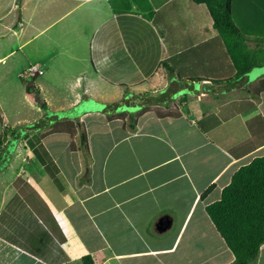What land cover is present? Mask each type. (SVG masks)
<instances>
[{"label":"crops","instance_id":"1","mask_svg":"<svg viewBox=\"0 0 264 264\" xmlns=\"http://www.w3.org/2000/svg\"><path fill=\"white\" fill-rule=\"evenodd\" d=\"M9 36L21 71L40 67L34 85L46 108L25 88L23 109L3 102L0 72V137L10 120L73 121L85 129L89 155L71 150L66 134L40 137L49 128L18 132L21 151L12 154L15 137H7L0 264H83L84 256L92 264H233L205 207L264 156V91H251L264 66L227 81L236 70L206 6L0 0V40ZM55 65L63 83L43 77ZM156 108L182 115L158 117ZM28 113L36 118L23 119ZM251 264H264V244Z\"/></svg>","mask_w":264,"mask_h":264},{"label":"trees","instance_id":"2","mask_svg":"<svg viewBox=\"0 0 264 264\" xmlns=\"http://www.w3.org/2000/svg\"><path fill=\"white\" fill-rule=\"evenodd\" d=\"M197 4L206 6L212 19L213 27L224 41L228 54L234 64L236 76L233 81L240 79L249 69L264 66V38L251 37L244 34L236 24L232 12V0H194ZM249 42H255L250 47ZM167 73H173L172 68L165 61L159 64ZM21 75V74H20ZM30 79L34 78H23ZM36 78V77H35ZM27 96L39 98V89L34 83H24ZM253 93L264 91V82L251 87ZM140 96H145L140 95ZM147 99V98H146ZM144 99V101L146 100ZM156 104V103H153ZM45 110L43 102L41 106ZM180 116L176 108L169 113L156 115ZM133 122V117L129 118ZM47 117L33 123L26 131H36L44 128L49 130L40 137L51 134H66L70 137V149L83 151L84 157L89 155L86 132L83 125L73 121H57L50 127L46 124ZM131 125V123H130ZM79 136V145L74 138ZM0 137V156L3 153V143L7 134ZM17 140V137H15ZM2 159L0 158V164ZM205 213L210 219L217 233L233 255V264H251L258 256L260 247L264 244V156L253 159L249 164L239 168L232 176L230 183L221 191L218 201L207 205ZM83 264H92L89 257L82 258Z\"/></svg>","mask_w":264,"mask_h":264},{"label":"rangeland","instance_id":"3","mask_svg":"<svg viewBox=\"0 0 264 264\" xmlns=\"http://www.w3.org/2000/svg\"><path fill=\"white\" fill-rule=\"evenodd\" d=\"M233 16L235 18L236 24L242 28V31L244 34H251L253 37L258 38H264V0H233ZM254 44V42L250 43ZM17 45L14 41V39L9 36L8 38H5L3 40H0V56L6 55L11 50H15L12 54L8 55L3 61L2 64H0V72L6 71L5 79L2 82L7 83V94L6 92H2L3 99H1L6 104L8 103L11 107V104L16 106V103L20 108L23 109V93H24V86L22 85V82L24 83H32L36 84L38 81L30 80V79H21L20 78V72L25 66V62L22 58L21 53H17ZM26 48L25 50H27ZM23 51V50H22ZM64 70L61 69L58 65H55V67H52L49 69V72H47L43 77H47V79L50 81L52 80H59L63 81L65 79L64 77ZM63 83V82H62ZM10 89V91L8 90ZM49 96L56 98L57 93L55 92V89L50 90ZM34 99V98H32ZM42 103L44 102L41 98H39ZM37 106V105H36ZM128 105L125 104L124 108H131L127 107ZM134 108H132L133 110ZM159 108H156L158 110ZM76 110V109H75ZM73 110H71L72 112ZM158 111L164 112L162 109H159ZM172 110H168L164 113L171 112ZM23 112V110L21 111ZM52 112V111H51ZM74 112V111H73ZM48 114H50L48 112ZM53 114V113H52ZM57 115H61V113H57ZM23 116V115H22ZM30 118L35 119L32 114H26L23 119L29 120ZM24 123H26L24 121ZM31 124H23L19 123L16 125L13 123V121H9L8 128L3 130L6 132L8 137H15L18 132L21 133V137H29L27 134V131L24 128H30ZM1 132V129H0ZM2 137H4L2 135ZM58 137H65V136H58ZM74 142L76 145H79V136L74 138ZM7 150H9V153L12 154L13 152H17L18 150L21 151V148L17 149V140H11L7 146ZM6 163L3 162V164H0V169L3 168V166ZM7 165V164H6ZM16 166V165H15ZM1 177V173H0ZM8 177V176H6Z\"/></svg>","mask_w":264,"mask_h":264},{"label":"built area","instance_id":"4","mask_svg":"<svg viewBox=\"0 0 264 264\" xmlns=\"http://www.w3.org/2000/svg\"><path fill=\"white\" fill-rule=\"evenodd\" d=\"M42 75V71L38 65H31L25 71L21 73L23 78H35L36 76Z\"/></svg>","mask_w":264,"mask_h":264},{"label":"water","instance_id":"5","mask_svg":"<svg viewBox=\"0 0 264 264\" xmlns=\"http://www.w3.org/2000/svg\"><path fill=\"white\" fill-rule=\"evenodd\" d=\"M36 102H37V103H38V105H40V106H42V105H43L42 101H41L39 98H37V99H36Z\"/></svg>","mask_w":264,"mask_h":264}]
</instances>
